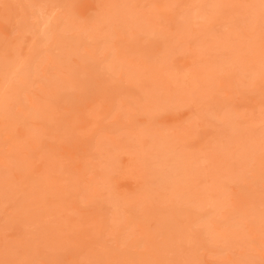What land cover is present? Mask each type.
<instances>
[{"label":"rangeland","instance_id":"rangeland-1","mask_svg":"<svg viewBox=\"0 0 264 264\" xmlns=\"http://www.w3.org/2000/svg\"><path fill=\"white\" fill-rule=\"evenodd\" d=\"M0 264H264V0H0Z\"/></svg>","mask_w":264,"mask_h":264}]
</instances>
